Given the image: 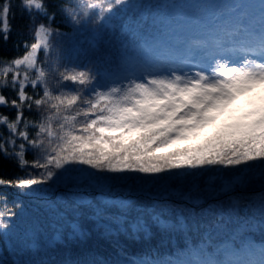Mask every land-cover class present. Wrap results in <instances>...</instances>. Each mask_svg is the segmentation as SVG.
Here are the masks:
<instances>
[{"label": "snow or ice", "instance_id": "6c2138e0", "mask_svg": "<svg viewBox=\"0 0 264 264\" xmlns=\"http://www.w3.org/2000/svg\"><path fill=\"white\" fill-rule=\"evenodd\" d=\"M125 5L126 0H67L63 11L74 25L87 18L101 24ZM20 7L29 13L31 42L23 41L22 54L0 58V89L14 93L9 99L0 91V107L15 109L14 116L0 112V128L7 132L0 131V154L12 159L22 175L0 176V187L31 190L65 179L68 166L75 165L143 174L240 166V174L231 179L210 178L221 180L219 191L224 193L243 188L248 173L257 169L264 180V0L243 5L245 23L209 38L174 44L158 40L152 57L129 55L125 45L115 62L101 61L109 65L103 68L93 62H62L59 42L66 33L52 25L55 13H49L44 0H20ZM11 8V0H0L5 41ZM37 14L46 22H37ZM26 111L36 115L26 116ZM78 171L89 181L99 179ZM216 191L209 184L204 190L191 189L185 198L202 203L204 192ZM255 195L260 203L251 217L238 218L231 228L226 223L214 226L219 239L215 252L193 251L203 257L198 264H264V192ZM8 203L7 194L0 193V229L15 215ZM228 204L230 213L240 205L252 207L251 198L246 202L242 194L229 196ZM205 211L213 209H201ZM151 219V224L137 219L134 231L183 228L186 217L179 215L176 225L159 215ZM116 264L176 261L132 257Z\"/></svg>", "mask_w": 264, "mask_h": 264}, {"label": "trees", "instance_id": "16d2710c", "mask_svg": "<svg viewBox=\"0 0 264 264\" xmlns=\"http://www.w3.org/2000/svg\"><path fill=\"white\" fill-rule=\"evenodd\" d=\"M66 2L44 0L49 13H55L52 25L66 33L59 42L62 62H93L103 68L109 65L101 61L107 58L115 62L125 45L129 55L146 58L154 56L152 46L158 40L174 44L194 37L205 38L212 30L205 27L201 11L207 10L205 16L210 17L216 11H231L233 5L239 6L243 0H126V5L118 7L104 23L94 24L92 18H87L80 25H74L65 15ZM11 4V32L7 41L0 34V58L22 54L23 41L31 42L29 13L20 7V0H11ZM36 20L46 22L39 14ZM0 91L9 99L14 96L10 88ZM0 112L15 115L11 107H0ZM25 115L36 114L26 111ZM0 131L7 134L6 129ZM27 156L31 160L33 153L29 151ZM78 169L92 172L99 179L89 181ZM240 171V166H215L159 174L107 173L75 165L68 166L65 179H54L31 190L0 187V193L7 194L8 207L15 212L7 221L8 227L0 229V264H116L132 257L198 264L203 257L196 255L195 249L205 248L213 253L219 244L215 225L226 223L231 228L238 218L251 217L259 207L255 194L264 192V180L257 175L258 169L248 173L243 188L228 193L219 191L220 179L210 180L231 179ZM17 175H22L17 164L0 154V176ZM209 184L217 191L204 192L202 203L193 204L185 198L191 189L204 190ZM237 194H242L246 202L251 198V209L240 205L236 213L229 212L228 198ZM218 202H222V207ZM209 207L212 212L201 213V209ZM156 215L174 225L178 216L183 215L184 227L167 232L155 226L148 233L134 231L137 219L151 224ZM74 225L78 226L76 233ZM186 250L187 253H180Z\"/></svg>", "mask_w": 264, "mask_h": 264}, {"label": "rangeland", "instance_id": "374dc122", "mask_svg": "<svg viewBox=\"0 0 264 264\" xmlns=\"http://www.w3.org/2000/svg\"><path fill=\"white\" fill-rule=\"evenodd\" d=\"M245 1L248 2V0H243L239 6H234L232 7L231 11L223 12L222 10L219 11V14L217 13V16L213 14L212 16H205L207 13V10L203 9L202 12V17L205 18V27L208 29L212 30V34H210L208 37L209 38L212 35L218 33L222 29H228L236 26L239 23H245L246 20L241 16V10L243 8V5ZM260 90L257 89L256 92L258 93ZM256 93H250L249 95H255Z\"/></svg>", "mask_w": 264, "mask_h": 264}]
</instances>
